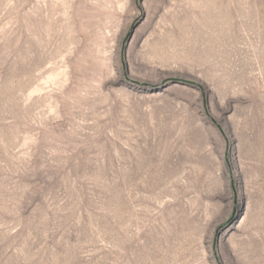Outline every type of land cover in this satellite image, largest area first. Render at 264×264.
<instances>
[{"label": "rangeland", "instance_id": "374dc122", "mask_svg": "<svg viewBox=\"0 0 264 264\" xmlns=\"http://www.w3.org/2000/svg\"><path fill=\"white\" fill-rule=\"evenodd\" d=\"M0 264H264V0H0Z\"/></svg>", "mask_w": 264, "mask_h": 264}]
</instances>
